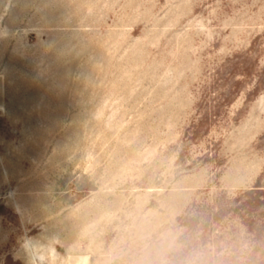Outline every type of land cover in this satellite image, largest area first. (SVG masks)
Here are the masks:
<instances>
[{
	"label": "rangeland",
	"instance_id": "rangeland-1",
	"mask_svg": "<svg viewBox=\"0 0 264 264\" xmlns=\"http://www.w3.org/2000/svg\"><path fill=\"white\" fill-rule=\"evenodd\" d=\"M0 264H264V0H0Z\"/></svg>",
	"mask_w": 264,
	"mask_h": 264
}]
</instances>
